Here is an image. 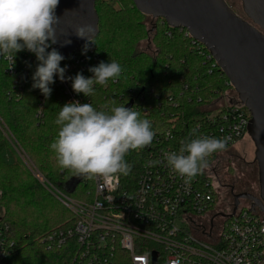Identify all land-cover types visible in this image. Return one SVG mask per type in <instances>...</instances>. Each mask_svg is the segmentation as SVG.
<instances>
[{
    "label": "built area",
    "instance_id": "obj_1",
    "mask_svg": "<svg viewBox=\"0 0 264 264\" xmlns=\"http://www.w3.org/2000/svg\"><path fill=\"white\" fill-rule=\"evenodd\" d=\"M186 34L189 36L187 31ZM49 44L51 46L47 51L50 52L55 47L51 42ZM86 44V52L83 45L74 50L65 62L61 61L60 66L66 68L65 80L62 82L55 76V83L50 85L51 89L63 92L66 104L92 101L91 97L75 93L72 81L68 79L78 72L91 77L93 74L88 69L101 62L94 40ZM208 55V59L214 62L213 67L219 68L212 55ZM21 56L26 64L20 61ZM1 58L5 73L14 78L10 95L20 101L30 70L36 68L39 61L34 53L26 49L16 54L12 66L8 60ZM227 84L231 89L220 93L201 108L200 114L194 117V127H197L196 136L230 137L228 147L209 157L208 167L190 183L186 184L163 162L147 166V161L162 160L163 152L178 151L182 140L192 139V126L187 118H182L186 113H168L170 107L178 111L181 109L182 100L191 91L189 85L182 86L177 97L166 93L165 101L158 104V109L169 108L163 112L164 122L149 120L156 135L149 146L139 150L146 155V160L135 186L122 185L119 175L107 180L96 179L92 180L93 188L87 196L75 199L47 184L35 172L36 178L70 211L74 219L73 226L49 235L44 241L47 247H69L74 256L68 264H152L153 253L158 255V264H264V214L260 209L253 211L251 206L239 205L235 213L233 208L227 216L219 218L217 225L202 226L204 218L215 213L219 204L220 185L217 171L213 170L217 156L248 136L251 120L249 111L240 101L238 105L230 101L228 94L234 88L230 81ZM151 95L155 96V92L141 96L139 103L146 102ZM187 99L191 101V98ZM131 101L133 108V97ZM201 101L202 98H199L198 103ZM213 103H217L216 111L209 109ZM135 110L148 116L152 106H143L141 111L136 107ZM165 119L171 126L167 122L165 124ZM4 233L0 226V264L8 254L4 249Z\"/></svg>",
    "mask_w": 264,
    "mask_h": 264
},
{
    "label": "trees",
    "instance_id": "obj_2",
    "mask_svg": "<svg viewBox=\"0 0 264 264\" xmlns=\"http://www.w3.org/2000/svg\"><path fill=\"white\" fill-rule=\"evenodd\" d=\"M96 11L99 35L94 43L101 61L110 63L113 59L123 72L117 81L95 87L91 96L93 107H111L113 103L126 106L133 97L134 106L140 111L143 106H152L150 114H140L141 118L164 122L163 112L169 108L158 109V104L165 101L166 93L177 97L182 86L189 85L191 91L182 100L181 109L170 107L168 113H186L182 118H187L191 130H195L194 117L200 114L201 108L231 89L222 70L213 67L214 62L208 59V50L195 43L186 31L172 30L162 19H153V28L149 29L151 18L142 15L132 0H98ZM143 42L150 43L155 53L139 49ZM20 61L26 64L23 56ZM35 70L31 68L19 101L10 95L14 78L5 73L0 57V207L3 209L0 226L5 232L4 249L8 253L1 264H68L74 256L67 246L49 249L44 242L52 233L73 226L74 219L36 178L35 172L47 184L75 199L87 196L93 188L92 180L72 176L56 163L50 145L58 132L55 120L60 107L66 103L63 92L58 89H52L46 98L32 87ZM150 91H154L155 96L139 103L140 97ZM199 98H202L201 103H198ZM166 122L171 126L168 119ZM195 137L191 135L192 139ZM22 159H30L35 169L29 164L27 167ZM125 159L132 166L131 172L119 176L122 185L133 187L146 155L139 150L130 151ZM76 178L82 181L74 191H68V184Z\"/></svg>",
    "mask_w": 264,
    "mask_h": 264
},
{
    "label": "clouds",
    "instance_id": "obj_3",
    "mask_svg": "<svg viewBox=\"0 0 264 264\" xmlns=\"http://www.w3.org/2000/svg\"><path fill=\"white\" fill-rule=\"evenodd\" d=\"M58 4L59 0H0V57L12 66L18 52L26 49L34 53L39 64L32 77V87L46 98L51 94L50 85L55 83V76L62 82L65 80L66 68L60 66L63 55L55 48L47 51L51 46L49 41L57 43ZM75 33L93 43L95 29L91 25L79 26ZM70 43L67 40L65 44ZM87 48L85 44V52ZM88 71L93 74L91 77L78 72L68 79L75 93L91 97L95 85L106 86L109 81H117L123 69L111 59L110 63L101 61ZM55 124L59 127L50 149L56 163L72 176L90 180L127 176L132 167L125 159L127 154L149 146L156 135L148 119L141 118L135 107L127 108L124 104L102 105L97 109L91 103L69 102L60 107ZM190 135H195V130ZM229 140L230 137L210 136L185 139L178 151H165L162 160L147 161V166L163 162L187 184L208 167L209 157L227 149Z\"/></svg>",
    "mask_w": 264,
    "mask_h": 264
},
{
    "label": "water",
    "instance_id": "obj_4",
    "mask_svg": "<svg viewBox=\"0 0 264 264\" xmlns=\"http://www.w3.org/2000/svg\"><path fill=\"white\" fill-rule=\"evenodd\" d=\"M98 0H59L55 15V49L65 60L89 42L80 38L75 30L91 25L94 40L99 35ZM139 12L154 20L162 19L172 29H184L189 36L205 46L220 70L230 81L239 101L251 115L248 136L253 141L258 166L260 196L249 193L234 196L235 213L240 200L252 203L251 210L260 209L264 214V0H242L243 10L249 21L238 16L225 0H132ZM70 40V44H65ZM51 42V41H49ZM133 102L126 107L131 108ZM81 178L73 179L67 186L75 190ZM152 264H158L153 253Z\"/></svg>",
    "mask_w": 264,
    "mask_h": 264
},
{
    "label": "rangeland",
    "instance_id": "obj_5",
    "mask_svg": "<svg viewBox=\"0 0 264 264\" xmlns=\"http://www.w3.org/2000/svg\"><path fill=\"white\" fill-rule=\"evenodd\" d=\"M228 5L233 9V11L243 19H248L246 13L243 10L242 0H225ZM153 19L148 20L149 29L153 28ZM139 49L147 50L149 53H155V49L150 43L143 42ZM230 101L234 105H238L239 99L238 95L234 90L230 91L228 94ZM224 101V100H223ZM225 102V101H224ZM217 103L210 105L209 109L216 111L218 108ZM256 148L249 136H244L243 139L238 141L231 147L228 151L220 153L217 156L216 162L214 164L213 170L217 171V179L221 182L227 184H233L238 191H244L257 196L260 192L259 178H258V166L255 161ZM23 163L27 166L28 164L35 169L34 165L31 163L30 159H22ZM28 167V166H27ZM31 171V170H30ZM33 174V173H32ZM34 175V174H33ZM219 185V184H218ZM220 187V186H219ZM223 196H225V191L219 190V204L216 207L215 213L209 214L204 221L211 216L216 215L221 212V206L224 203ZM240 207H248V202L241 200ZM3 215V209L0 207V216ZM218 215V214H217ZM203 221V223H204ZM219 219H216L214 224L217 225Z\"/></svg>",
    "mask_w": 264,
    "mask_h": 264
},
{
    "label": "flooded vegetation",
    "instance_id": "obj_6",
    "mask_svg": "<svg viewBox=\"0 0 264 264\" xmlns=\"http://www.w3.org/2000/svg\"><path fill=\"white\" fill-rule=\"evenodd\" d=\"M245 20L249 21V19H245ZM218 181H219V185H220L221 190L225 191V196H223V199H225V200H224L223 205L221 206V212L217 213L218 215L216 214L214 216L209 217L207 219V221H204V223L202 224V226H204V227L205 226L206 227L207 226H212L216 219H219V218H221L223 216H227L230 212H232V210L234 208V196L235 195L247 193V192H244V191H238L237 188L233 184H230V183L225 184V183L221 182L220 180H218ZM259 196H260V194H258L255 197L258 198ZM247 202H248V206L252 205L251 202H249V201H247Z\"/></svg>",
    "mask_w": 264,
    "mask_h": 264
}]
</instances>
